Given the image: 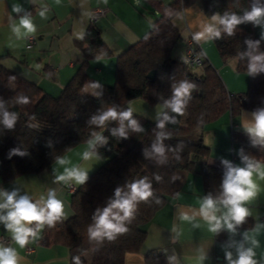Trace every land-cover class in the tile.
Returning a JSON list of instances; mask_svg holds the SVG:
<instances>
[{"label": "trees", "instance_id": "obj_1", "mask_svg": "<svg viewBox=\"0 0 264 264\" xmlns=\"http://www.w3.org/2000/svg\"><path fill=\"white\" fill-rule=\"evenodd\" d=\"M155 13L150 27L136 41L123 49L115 60L114 79L111 84L98 81L102 89H93L86 67L92 58L107 57L111 51L100 35V29L93 23L86 28L83 39L75 42L82 56L76 72L58 94L46 92L34 81L23 77L0 63V98L10 112L18 115L14 129L7 130L0 125V177L9 182L24 175L37 174L48 169L56 160L76 145L89 141L93 132H102L108 137V144L98 149L101 164L89 174L84 185L75 186L70 192L71 215L62 218L53 227L44 226L34 240L35 244L49 247L64 246L68 251V263L75 264H124L125 255L140 250L146 234V224L161 208L168 197L179 189L185 173L196 170L201 160V174L205 195L219 193L223 168L209 165V149L202 141L204 126L225 112L235 117L243 110L254 111L264 107V73L255 77L247 74V61L239 53L246 49L245 39H260L261 28L251 23L240 25L235 36L223 35L212 40L219 56L226 60L236 59L235 70L247 77L246 89L241 92L227 90L224 82L202 55V62L190 68L180 57L172 55L175 45L182 39L175 18L179 16L190 0H139ZM203 14L210 17L224 12L242 15L251 5V0H198ZM264 2V0H262ZM184 40V39H183ZM200 50V44L196 45ZM264 50V41L261 42ZM203 53V52H202ZM154 70L153 77H149ZM197 85L183 115L176 116V123L166 124L170 136L163 141L166 146V163L160 164L154 158H145L143 149L150 148L156 138V118L149 119L136 112L144 131L129 133L128 139L110 135L108 129L117 126L110 122L106 129L87 123L91 115L110 106L126 109L128 101L138 98L149 105H160L172 95V85L180 80ZM89 82L91 90L84 91ZM95 92H101L99 96ZM26 96L27 104L17 103L18 96ZM231 142L238 153L264 162V149L253 147L247 133L233 128ZM26 150L23 157L13 155L12 148ZM179 147V151H175ZM179 157V158H177ZM159 175L160 181L155 177ZM151 181L154 196L147 202H140L135 218L127 225L128 232L117 235L114 240L105 239L97 243L89 239L88 226L96 208L104 207L117 186H124L142 177ZM157 200L159 202H157ZM252 219L246 218L243 226H250ZM242 226V225H241ZM90 254V256L88 255ZM144 264H168L161 250H149L144 255Z\"/></svg>", "mask_w": 264, "mask_h": 264}, {"label": "crops", "instance_id": "obj_2", "mask_svg": "<svg viewBox=\"0 0 264 264\" xmlns=\"http://www.w3.org/2000/svg\"><path fill=\"white\" fill-rule=\"evenodd\" d=\"M0 0V63L16 73L37 83L46 92L56 95L76 72L82 62V56L75 45L80 40L90 23L100 29V35L111 51L107 57H96L89 60L86 72L90 80L111 84L114 78L116 56L128 45L147 32L150 19L146 8L139 6L140 1L134 0ZM171 0H162L169 3ZM134 4V5H133ZM14 5H20L24 11L16 13ZM45 7L49 9L46 18L39 12ZM97 8L106 9L104 14L91 20V15ZM25 12L31 13L33 23L36 25L31 47H26L27 37L17 38L12 32L11 25L18 24L19 17ZM211 17V16H210ZM210 17L203 14L198 0H190L182 13L174 20L175 25L184 39L200 30V25L207 22ZM200 49L203 55L217 69L229 60L230 66L235 68L236 59L229 57L223 60L212 41L201 42ZM175 57L183 54L184 42L180 45ZM219 70V69H218ZM222 80L227 90L241 92L245 90L247 77L243 72L236 73L220 70ZM246 83V84H245ZM84 91L91 90L90 83L83 86ZM128 106L134 112L155 119L157 112L162 110L158 104L149 105L142 99L128 101ZM252 111L243 110L235 117L229 112L223 113L217 119L207 123L202 130V141L209 149L208 164L223 168L221 159H228L234 164H241L237 147L231 142L230 133L233 128L243 130L241 121L245 114ZM244 131V130H243ZM89 149L88 141L82 142L61 158L56 160L48 169L37 174L24 175L9 182L2 181L0 188L11 190L14 187L21 189V194L27 193L33 200L46 196L49 189H55L57 196L64 203V217L71 215L69 205L70 192L63 182H54L56 176L64 173L65 168L74 166L94 171L100 160L83 159V152ZM66 163L61 164L59 161ZM201 160L197 161L196 170L184 174L179 183L178 191L167 198L165 204L159 208L146 224V234L139 251L129 252L125 255L124 264H144V255L149 250H161L165 257L175 253L179 264H201L199 257L205 255L203 264H227L225 251L233 253L236 258V245L242 240V233L264 225V180L255 174L254 181L258 185L256 197L247 202L249 209L247 217L253 220L250 226H239L237 233L230 237L226 230L218 235L208 231L207 224L197 218L199 227L180 219V213L199 209L200 200L205 195L204 185L200 172ZM264 164V162H260ZM242 166V164H241ZM71 184L78 186L74 182ZM258 240V247L254 248V259L257 264H264V227L258 233H252ZM0 236L6 238L0 242L4 246L16 249L20 256V264H69L68 251L64 246L52 245L44 247L30 242L20 248L11 238V234L0 225ZM251 245L245 243V247Z\"/></svg>", "mask_w": 264, "mask_h": 264}, {"label": "clouds", "instance_id": "obj_3", "mask_svg": "<svg viewBox=\"0 0 264 264\" xmlns=\"http://www.w3.org/2000/svg\"><path fill=\"white\" fill-rule=\"evenodd\" d=\"M57 3L60 0H56ZM13 11L19 13L24 11L20 5H14ZM49 11L47 7L39 12L42 18H46ZM251 23L254 27L261 28L260 39H245L246 49L239 53L241 60L247 61L248 76L255 77L259 73H264V50H261V42L264 41V2L262 0H251L248 10L242 15L237 13L224 12L214 13L210 19L200 25V30L192 34V39L197 43L208 42L221 39L223 35L233 37L240 25ZM12 32L16 37L23 38L35 33L36 25L33 23L31 13L25 12L19 17L18 24L11 25ZM83 39V35L79 37ZM93 89H102V85L96 81L92 82ZM197 85L188 80H180L172 85V95L164 100L162 110L156 115V138L150 148L143 149L145 158H154L158 163L167 161L166 146L163 141L168 139L170 134L165 131L166 124L176 123V116L183 115L191 99V94ZM101 92H95L99 96ZM26 96H18L17 103L27 104ZM18 115L10 112L5 106V102L0 98V125L7 130L14 129ZM110 122H115L117 126L108 129L110 135L120 139H128L129 133H139L144 131L138 119L134 117V109L129 106L126 109H118L113 105L90 116L87 123L96 128L106 129ZM242 128L251 140L253 147L264 149V107H260L245 114L241 121ZM108 144V137L102 132H93L92 138L88 141L89 149L83 152V159L99 160L98 149ZM179 151V147L175 150ZM13 155L21 157L28 155L26 150L12 148L9 150L8 158ZM241 164H234L228 159H221L223 166L222 180L219 185V193L213 195L211 192L204 195L200 200L199 209H192L190 212L180 213V219L199 227L197 218L202 219L208 226V231L218 235L222 230H226L230 237L237 233L239 226L243 225L246 218L251 214L245 204L256 197L258 185L253 179L255 174L259 179L264 180V164L249 155H243V149L239 150ZM179 158V157H177ZM66 163L64 160L59 161ZM89 179V171L74 166L65 168L64 173L56 176L54 182L69 184L74 182L77 185H84ZM157 181L161 177H155ZM154 196L151 181L148 177L133 180L125 183L124 186H117L114 194L110 197L106 205L95 209L92 215V223L88 226L89 239L97 243L105 239L114 240L117 235L128 232L127 225L135 218L138 204L147 202ZM157 202H159L157 200ZM64 217V203L58 198L55 189H49L46 196H41L38 200L27 193L21 194V189L14 187L11 190L0 188V225L11 234L12 240L24 248L30 240L38 239L39 233L44 226L53 227ZM264 225H257L252 233H258ZM249 231L242 233L243 240L236 245V258L233 253L225 251L227 264H257L254 259V248L258 247V240ZM245 243L250 247H245ZM205 255H201V264L205 260ZM20 256L16 249L11 246L0 244V264H20ZM75 264H80L79 258H74ZM168 264H179L175 253L167 257Z\"/></svg>", "mask_w": 264, "mask_h": 264}, {"label": "built area", "instance_id": "obj_4", "mask_svg": "<svg viewBox=\"0 0 264 264\" xmlns=\"http://www.w3.org/2000/svg\"><path fill=\"white\" fill-rule=\"evenodd\" d=\"M106 9L97 8L94 10L93 14L91 15V20H94L98 15L104 14ZM26 41V47H31L33 43V37L29 35ZM198 45L193 39L192 36L189 35L188 37L184 38V49L183 54L181 56V61L190 68H196L200 66L202 62V51L197 50ZM66 189L68 192H72L75 189V185L69 183L66 184ZM6 238L0 236V242H5Z\"/></svg>", "mask_w": 264, "mask_h": 264}, {"label": "rangeland", "instance_id": "obj_5", "mask_svg": "<svg viewBox=\"0 0 264 264\" xmlns=\"http://www.w3.org/2000/svg\"><path fill=\"white\" fill-rule=\"evenodd\" d=\"M132 2L133 3H135L136 1H134V0H132ZM134 5V4H133ZM139 6L141 7V8H143V9H145L146 8V5L143 3V2H140V4H139ZM146 11L147 12H145L146 13V15H147V17H149V19H150V23L153 21V19L155 18V13H150V9H147L146 8ZM150 27V26H149ZM184 42V40H183V38L181 39V40H179V42L175 45V47L173 48V50H172V55L173 56H175L176 55V53L180 50L179 49V47H180V45L182 44ZM229 60H227L225 63H223L222 65H221V67L220 68H216V67H214L216 70H217V72L219 73V75L222 77V74H221V72H220V70L222 69L223 71H226V72H230V71H232V72H234V73H236V70H235V68H233V66L231 67L230 66V64H229V62H228ZM210 62V61H209ZM211 63V62H210ZM245 74V73H244ZM246 76V75H245ZM114 79V78H113ZM246 84V83H245ZM247 85V84H246ZM246 89V88H245ZM89 256H90V254H88Z\"/></svg>", "mask_w": 264, "mask_h": 264}, {"label": "water", "instance_id": "obj_6", "mask_svg": "<svg viewBox=\"0 0 264 264\" xmlns=\"http://www.w3.org/2000/svg\"><path fill=\"white\" fill-rule=\"evenodd\" d=\"M153 75H154V70L150 71L149 77H153Z\"/></svg>", "mask_w": 264, "mask_h": 264}]
</instances>
